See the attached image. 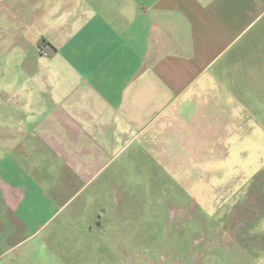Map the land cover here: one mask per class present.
I'll return each instance as SVG.
<instances>
[{"label": "crops", "instance_id": "crops-1", "mask_svg": "<svg viewBox=\"0 0 264 264\" xmlns=\"http://www.w3.org/2000/svg\"><path fill=\"white\" fill-rule=\"evenodd\" d=\"M253 183L264 205V0H0V222L65 217L36 264H108L132 217Z\"/></svg>", "mask_w": 264, "mask_h": 264}, {"label": "rangeland", "instance_id": "rangeland-1", "mask_svg": "<svg viewBox=\"0 0 264 264\" xmlns=\"http://www.w3.org/2000/svg\"><path fill=\"white\" fill-rule=\"evenodd\" d=\"M258 185L253 183L251 190L245 189L241 196L222 206L220 217H157L154 223L152 217H132L129 226H124L125 237L106 238L109 247L113 245L109 248L113 253H108V264H261L264 235L260 233L261 217L256 215L264 205ZM149 209L144 207V213ZM1 211L2 208L0 215ZM63 220L65 217L52 219L45 225V231L53 229L56 223H64ZM149 221L151 228L147 226ZM7 224L0 222V264H18L20 260L36 264L43 253L45 261L52 258V244L40 249L37 243L46 235L45 231L44 235L40 232L29 241L16 244L23 236L22 231L8 237ZM145 233L151 234L138 237ZM91 242L92 239H87L86 244ZM77 245L80 246L78 242ZM86 260L85 254L80 256L79 261ZM101 262L105 264L106 259Z\"/></svg>", "mask_w": 264, "mask_h": 264}]
</instances>
